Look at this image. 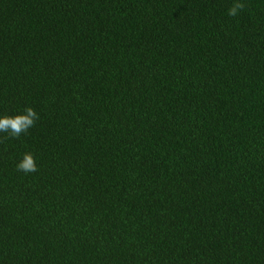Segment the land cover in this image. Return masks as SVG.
<instances>
[{
	"label": "trees",
	"instance_id": "16d2710c",
	"mask_svg": "<svg viewBox=\"0 0 264 264\" xmlns=\"http://www.w3.org/2000/svg\"><path fill=\"white\" fill-rule=\"evenodd\" d=\"M0 0V264H264V0ZM31 152L38 171L17 170Z\"/></svg>",
	"mask_w": 264,
	"mask_h": 264
},
{
	"label": "clouds",
	"instance_id": "9594fccd",
	"mask_svg": "<svg viewBox=\"0 0 264 264\" xmlns=\"http://www.w3.org/2000/svg\"><path fill=\"white\" fill-rule=\"evenodd\" d=\"M244 8L245 4L241 0H237L229 8L228 15L237 16ZM38 119L39 115L32 107L25 108L23 114L0 116V132L8 133L11 137L18 138L33 127ZM17 170L26 174L38 171L35 157L31 152L23 155L22 160L17 164Z\"/></svg>",
	"mask_w": 264,
	"mask_h": 264
}]
</instances>
